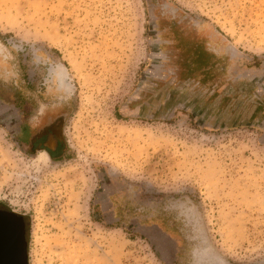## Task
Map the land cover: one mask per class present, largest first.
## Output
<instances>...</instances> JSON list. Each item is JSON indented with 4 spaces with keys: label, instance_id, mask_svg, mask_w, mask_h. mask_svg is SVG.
Here are the masks:
<instances>
[{
    "label": "rangeland",
    "instance_id": "obj_1",
    "mask_svg": "<svg viewBox=\"0 0 264 264\" xmlns=\"http://www.w3.org/2000/svg\"><path fill=\"white\" fill-rule=\"evenodd\" d=\"M0 207L28 264H264V0H0Z\"/></svg>",
    "mask_w": 264,
    "mask_h": 264
},
{
    "label": "flooded vegetation",
    "instance_id": "obj_2",
    "mask_svg": "<svg viewBox=\"0 0 264 264\" xmlns=\"http://www.w3.org/2000/svg\"><path fill=\"white\" fill-rule=\"evenodd\" d=\"M60 128L61 127L58 121L55 120L47 124L46 126L42 127L41 129H39L30 139V142L32 143L31 144L32 147L44 148L46 149L47 152L52 153L53 155L58 153L61 150L62 145H63ZM39 152H44V151H39ZM44 153L47 156V153L46 152ZM0 215L10 216V217L13 216L16 219L21 220L24 224L25 240H26L27 223L22 214L17 213L14 210H8V209L0 207Z\"/></svg>",
    "mask_w": 264,
    "mask_h": 264
},
{
    "label": "water",
    "instance_id": "obj_3",
    "mask_svg": "<svg viewBox=\"0 0 264 264\" xmlns=\"http://www.w3.org/2000/svg\"><path fill=\"white\" fill-rule=\"evenodd\" d=\"M7 218H10V217H7ZM12 218H15V217L12 216ZM7 220L8 219L6 220L3 219V221H7ZM14 220L17 221L16 226L14 224L12 225V222L4 223L5 224L4 226H6L5 228H8V226H14L15 233L13 232L11 233L10 231H8V230H13L10 228L5 229L6 232H8V234H6L5 232H2L0 229V264H28L27 242L25 240L24 224L21 220H18L16 218ZM12 234L17 235V244L12 247L15 250V253H14V256H16L15 259L13 258L10 259L8 249H4L7 247L5 245L2 246V243H3L2 240L5 238H8V236Z\"/></svg>",
    "mask_w": 264,
    "mask_h": 264
},
{
    "label": "bare ground",
    "instance_id": "obj_4",
    "mask_svg": "<svg viewBox=\"0 0 264 264\" xmlns=\"http://www.w3.org/2000/svg\"><path fill=\"white\" fill-rule=\"evenodd\" d=\"M58 80H59V83L60 85L62 86V88H65L66 89V85H65V82H66V76L65 75H59L58 76ZM34 161L36 164H40V165H44L46 164L47 162V156L44 152H38L36 157L34 158ZM7 217H10V216H1L0 215V229L2 232H5L6 234H8V232H6L5 229H13V230H8L10 231L11 233H15L14 232V226H8V228H5L6 226H4L5 224L4 223H7V222H12V225L14 224L16 226L17 224V221H15L14 219L15 218H7ZM3 219H8L7 221H3ZM2 246L5 245L7 248H4V249H8V252H9V255H10V259L13 258L15 259L16 256H14V253H15V250L14 248H12L13 246H15L17 244V235L16 234H12V235H9L8 238H5L2 240ZM8 255V256H9ZM9 259V260H10Z\"/></svg>",
    "mask_w": 264,
    "mask_h": 264
},
{
    "label": "trees",
    "instance_id": "obj_5",
    "mask_svg": "<svg viewBox=\"0 0 264 264\" xmlns=\"http://www.w3.org/2000/svg\"><path fill=\"white\" fill-rule=\"evenodd\" d=\"M31 144H32V143L30 142V144H29V145H30V148L32 147ZM40 149H43L44 152L46 151V149L41 148V147H37V148L32 147V148H31V150H33V151H34V150L37 151V150H40ZM46 152H47V151H46ZM58 153H59V152H58ZM58 153H56L55 155H53L52 153L47 152V154L50 156L51 159H55V156L58 155Z\"/></svg>",
    "mask_w": 264,
    "mask_h": 264
}]
</instances>
